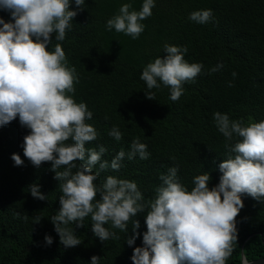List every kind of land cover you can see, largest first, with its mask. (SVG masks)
Segmentation results:
<instances>
[{
    "label": "trees",
    "instance_id": "trees-1",
    "mask_svg": "<svg viewBox=\"0 0 264 264\" xmlns=\"http://www.w3.org/2000/svg\"><path fill=\"white\" fill-rule=\"evenodd\" d=\"M124 3L132 4L130 11L140 10L143 0H86L65 39L56 41L53 33L47 46L62 45L68 67H74L78 77L69 95L93 112L86 123L98 135L86 142V148L99 151L100 145L105 146L101 160L109 165L120 150L126 153L118 170H101L98 162L93 171L99 172V178L94 183L102 185L109 175L133 180L148 202L156 197L161 173L179 165L177 175L189 190L194 177L204 171L210 174L212 187L219 183V164L228 157V146L239 139L224 137L214 113H227L244 124L264 120V0H156L152 15L142 21L144 31L135 39L106 26ZM76 7L73 0L70 8ZM201 9H212L209 22L189 19L192 11ZM0 16L12 19L7 10L0 9ZM165 43L187 46L184 58L203 64L201 73L183 83L184 91L175 101L170 99V87L159 82V88L148 89L141 79L147 63L166 55ZM221 61L223 67L211 72ZM113 126L123 134L119 141L108 134ZM30 131L18 116L0 126V264H90L94 254L101 257L100 264H134L131 257L134 248L143 244L148 209L132 218L139 220L140 227L131 246L127 237L134 235L132 220L128 231L107 222L105 227L116 235L101 241L92 231L89 214L82 226L68 225L81 243L65 247L51 220L61 206L60 181L52 161L35 166L24 155V137ZM137 137L147 145V159L138 153L133 159L127 156ZM13 153L20 154L22 165L15 164ZM34 183L47 199L32 196ZM100 198L98 192L96 199ZM242 199L244 206L236 217L238 239L226 264H241L242 256L246 260L264 256V198L242 194ZM46 234L53 237L51 245Z\"/></svg>",
    "mask_w": 264,
    "mask_h": 264
},
{
    "label": "clouds",
    "instance_id": "clouds-1",
    "mask_svg": "<svg viewBox=\"0 0 264 264\" xmlns=\"http://www.w3.org/2000/svg\"><path fill=\"white\" fill-rule=\"evenodd\" d=\"M85 2L74 0L77 7L70 8L73 0H0V9L9 11L12 17L6 21L0 16V126L18 116L21 125L31 130L24 137V155L35 166L52 161L63 193L58 212L51 216L61 243L65 247L81 243L68 225L75 222L82 226L89 214L92 231L101 241H107L116 235L105 227L107 222L128 231V222L147 208V231L142 246L134 248V264H226L238 239L236 217L244 206L242 194L264 198V120L244 124L230 119L227 113H214L224 137L228 141L234 136L239 139L228 146L229 155L219 164V183L212 187L210 174L204 171L194 177V187L189 190L177 175L179 165L170 167L167 174L161 173L156 197L148 202L133 180L109 175L102 185L94 183L99 178V172L93 171L98 162L101 170H118L126 153L120 150L109 165L101 160L107 151L105 146L100 145L99 151L86 148V142L98 135L95 127L86 123L93 112L85 102L69 95L75 91L74 80L78 77L75 68L68 67L62 45L47 47L53 33L56 41L65 39L66 30L72 27ZM155 3L143 0L140 10L131 11V3L122 4L119 12L107 20L108 30L115 28L138 38L145 28L142 21L152 15ZM212 17V9L189 14L190 20L201 24ZM164 51L166 55L147 63L141 79L148 89L159 88V82L170 87V99L175 101L184 91L183 83L201 73L203 64L189 63L184 58L187 46L165 43ZM222 67L221 61L210 71ZM146 95L155 97L154 93ZM108 134L117 141L123 137L118 126ZM137 153L142 159L150 155L138 137L127 156L133 159ZM12 159L16 165L24 163L18 153H13ZM77 160L83 162L77 165ZM62 166L63 170L58 171ZM30 192L35 198L47 199L39 184H32ZM98 192L100 199H96ZM132 225L134 235L127 237L130 246L139 236V220H132ZM45 240L51 245L53 237L46 234ZM100 259L94 254L90 264H100Z\"/></svg>",
    "mask_w": 264,
    "mask_h": 264
},
{
    "label": "water",
    "instance_id": "water-1",
    "mask_svg": "<svg viewBox=\"0 0 264 264\" xmlns=\"http://www.w3.org/2000/svg\"><path fill=\"white\" fill-rule=\"evenodd\" d=\"M241 264H264V256L253 260H246L245 256H242Z\"/></svg>",
    "mask_w": 264,
    "mask_h": 264
}]
</instances>
